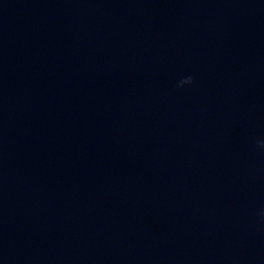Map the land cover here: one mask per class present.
I'll return each mask as SVG.
<instances>
[{
    "label": "clouds",
    "instance_id": "1",
    "mask_svg": "<svg viewBox=\"0 0 264 264\" xmlns=\"http://www.w3.org/2000/svg\"><path fill=\"white\" fill-rule=\"evenodd\" d=\"M192 83H193V78L191 76H187L179 81L177 87L181 88L184 87L185 85H191ZM258 144L261 148H264V141H259Z\"/></svg>",
    "mask_w": 264,
    "mask_h": 264
}]
</instances>
